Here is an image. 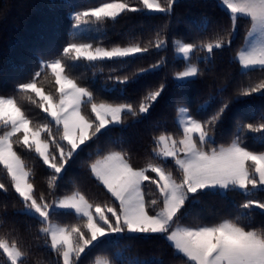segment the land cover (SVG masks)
I'll use <instances>...</instances> for the list:
<instances>
[{"label": "snow or ice", "instance_id": "snow-or-ice-1", "mask_svg": "<svg viewBox=\"0 0 264 264\" xmlns=\"http://www.w3.org/2000/svg\"><path fill=\"white\" fill-rule=\"evenodd\" d=\"M227 10L229 24L206 20L207 28L197 26L191 40H169L168 27L154 33L146 43L104 47L71 41L58 56L41 58L40 68L16 90L43 110L44 122L34 123L17 96L0 95V165L6 178L0 190L12 193L21 205L19 213L37 223L29 238L15 224L0 234V264H31L34 252L43 249L55 258L51 264H85L94 250L121 239L164 238L173 248L179 264H264V227L254 226L257 213L264 215V150L251 148L249 133L264 141V113L258 120H237L230 142L218 140V131L236 99L264 96V0H219ZM176 0H105L94 7L74 12V28L85 23L115 18L120 13L155 10L169 20ZM241 21L245 35L233 57L246 70L248 82L232 88L225 74L198 89L197 98L207 88V99L196 104L198 110L215 105L210 115H200L187 104L178 107L176 131L167 129L151 135V148L143 164L133 161L128 149L114 146L102 150L94 143L110 127L124 126L129 118L146 119L168 90V73L149 88L138 102L112 101L101 95L111 88L126 91L141 74L167 69L161 56L155 63L133 71H121L125 61L142 59L150 50L165 51L174 43L183 54V67L174 68L172 82L180 88L196 86L205 75L201 63L215 69L218 51L233 47L240 38ZM86 61L93 74L100 71V88L82 84L67 71L69 61ZM111 61L118 67L97 68ZM74 66V65H73ZM260 75L253 79L252 72ZM44 81L52 85L45 87ZM231 89V90H230ZM15 145L29 150L36 164L46 173L44 186L30 169ZM78 166L103 192L93 198L74 179V189L62 191L61 182ZM239 191L244 200L237 207L244 215L219 220L182 223L189 205L207 193ZM3 205L0 215H7ZM69 215L74 223L54 221ZM5 221L0 219V227ZM37 264H40L37 261ZM91 264H121L99 252ZM127 264V262H125Z\"/></svg>", "mask_w": 264, "mask_h": 264}, {"label": "trees", "instance_id": "trees-1", "mask_svg": "<svg viewBox=\"0 0 264 264\" xmlns=\"http://www.w3.org/2000/svg\"><path fill=\"white\" fill-rule=\"evenodd\" d=\"M105 2V0H0V95L17 96L18 102L24 106V110L34 123L44 122L47 114L33 102L20 96L16 90V84L21 80L29 79L32 74L39 70L41 58L51 59L58 56L68 42H86L95 45L112 47L116 45L127 46L131 43H146L154 33L168 27V37L174 39L191 40L198 35H204L197 31V26L207 28L206 20L211 22L229 24L227 10L224 9L219 0H176L175 11L169 20L168 16L160 12H149L145 9L128 13H120L115 18H107L100 22L90 23V27L83 31H73V14L77 10L86 7H94ZM246 24L241 21L240 38L233 41V47L225 51H218L215 60V69L201 63L205 75L196 86L180 88L172 82L171 73L174 68L183 67V58L177 56L174 43H170L165 51L150 50L144 54L142 59L131 58L125 61V67L121 71H133L137 68L147 67L161 58L166 57L167 69H158L155 72L141 74L138 80L121 91L118 88H111L102 93L105 99L112 101H133L138 102L146 91L155 87L168 73V90L160 99L159 103L152 109L151 115L146 119L137 120L129 118L124 126L116 125L110 127L105 136L91 146L94 150L97 145L102 150L114 146H123L132 155L133 161L143 164L147 151L151 148V135L161 130L176 131L178 107L185 103L191 110L198 111L200 115H210L215 107L211 101L208 105L196 109V104H203L207 99V88H203L202 94L197 98L198 89L206 82L211 83L217 77L228 74L232 88L241 83L248 82L246 70L242 69L237 60H234L239 44L245 35ZM67 69L82 84H91L94 89H99L102 80V73L96 71L93 74V67L86 61H69ZM74 65V66H73ZM111 61L97 64L96 67H103L105 71L109 67H118ZM259 67L252 72L253 79L259 77ZM45 87L51 88L48 81H44ZM231 90V89H230ZM264 113V96L259 94L245 96L236 99L228 110L222 128L218 131V140L230 142L232 133L235 132L237 120L254 121L258 120ZM2 130V126H0ZM245 142L253 149L264 150V141L249 133ZM17 151L21 152L26 165L32 169L38 177L37 183L44 186L46 173L43 168L36 164L33 154L20 145H15ZM5 171L0 165V179H5ZM76 183L88 192L93 198H103V192L96 186V183L89 179L78 166H74L64 180L61 182L62 191L70 192ZM244 196L239 191L224 193H207L200 196L198 200L189 205L182 223H198L201 221L219 220L224 216L234 217L237 214L244 215L237 205L242 203ZM8 205L7 215H0L5 221L0 227V234L15 226L23 232L26 238L35 233L36 221L29 215L19 213L21 205L17 202L16 196L12 193L5 195L0 190V213L3 212V205ZM54 221L60 223H74L75 219L69 215L54 216ZM254 226L264 227V215L257 213L254 217ZM138 239H121L111 242L101 249L94 250L85 258V264H91L99 252H103L110 258L120 261L121 264H179V259L173 254V248L164 238L153 234L151 237ZM55 254L45 252L41 249L34 252L31 264H51Z\"/></svg>", "mask_w": 264, "mask_h": 264}, {"label": "rangeland", "instance_id": "rangeland-1", "mask_svg": "<svg viewBox=\"0 0 264 264\" xmlns=\"http://www.w3.org/2000/svg\"><path fill=\"white\" fill-rule=\"evenodd\" d=\"M145 10L149 11V12H158V11H155V10H148V9H145ZM89 27H90V23H85L79 29L73 28V31H83V30H87ZM176 54H177V56H179V57L184 59L183 54H181V53H179L177 51H176ZM256 67H259V66H256ZM241 68L243 69L242 66H241ZM177 123L179 124V114L177 115Z\"/></svg>", "mask_w": 264, "mask_h": 264}]
</instances>
